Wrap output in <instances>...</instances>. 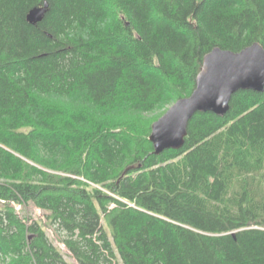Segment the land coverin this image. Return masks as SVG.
Returning a JSON list of instances; mask_svg holds the SVG:
<instances>
[{
    "label": "trees",
    "instance_id": "16d2710c",
    "mask_svg": "<svg viewBox=\"0 0 264 264\" xmlns=\"http://www.w3.org/2000/svg\"><path fill=\"white\" fill-rule=\"evenodd\" d=\"M256 41L264 0H0V264H69L29 204L77 264H264V90L159 154L158 117H136L190 95L212 48Z\"/></svg>",
    "mask_w": 264,
    "mask_h": 264
},
{
    "label": "water",
    "instance_id": "95a60500",
    "mask_svg": "<svg viewBox=\"0 0 264 264\" xmlns=\"http://www.w3.org/2000/svg\"><path fill=\"white\" fill-rule=\"evenodd\" d=\"M47 3L30 9L26 19L39 22ZM264 90V47L259 42L231 51L214 47L203 58L190 95L174 101L151 124L148 139L153 151L179 149L187 135V125L196 112H213L223 116L229 109L230 98L238 90Z\"/></svg>",
    "mask_w": 264,
    "mask_h": 264
},
{
    "label": "rangeland",
    "instance_id": "374dc122",
    "mask_svg": "<svg viewBox=\"0 0 264 264\" xmlns=\"http://www.w3.org/2000/svg\"><path fill=\"white\" fill-rule=\"evenodd\" d=\"M41 99L43 100V102L45 104L58 107V108L63 109L65 111H70V110L76 109L77 107L81 106V102L76 97H62V98L58 97L57 98L54 96H48V97H43ZM169 106H170L169 104L163 105L161 108H159L156 111H152L150 113H144V114H137L136 117H137V120L140 121L139 124H141V123L143 125L147 124L149 120L151 121L155 117L157 118V117L161 116ZM16 210L18 211V215L20 217L29 218V220H27V222H29L32 219L38 221L39 224L42 226L43 230L45 231V233L47 234L50 241L53 243V245H55L56 247H58L61 250L64 259L69 264H77L76 260L66 250L65 246L58 240V237L56 236V234L54 233L52 228L49 226V220L47 219V212L46 211H43V210L35 207L32 204H29L25 207L17 206ZM105 227H107V226L105 225ZM107 230H108V228H107Z\"/></svg>",
    "mask_w": 264,
    "mask_h": 264
},
{
    "label": "built area",
    "instance_id": "2783aa9c",
    "mask_svg": "<svg viewBox=\"0 0 264 264\" xmlns=\"http://www.w3.org/2000/svg\"><path fill=\"white\" fill-rule=\"evenodd\" d=\"M17 207V206H16Z\"/></svg>",
    "mask_w": 264,
    "mask_h": 264
}]
</instances>
